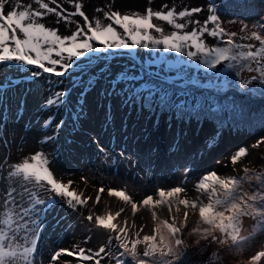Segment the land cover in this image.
Segmentation results:
<instances>
[{
    "label": "snow or ice",
    "instance_id": "1",
    "mask_svg": "<svg viewBox=\"0 0 264 264\" xmlns=\"http://www.w3.org/2000/svg\"><path fill=\"white\" fill-rule=\"evenodd\" d=\"M68 2L74 6V10L69 11L58 0H31L27 4L22 0H0V67L8 72H27L29 75L26 79L33 82L48 74L44 86L51 94L42 108L55 107L58 110L61 106L69 105L66 91H51L56 85L64 83L60 78L71 75L77 69L84 72L101 62L103 66L99 76H92L87 81L78 76L72 78L74 88L78 85L82 87L70 114L73 131L77 130L84 115V96L98 79H104L108 84L101 96L118 97L123 107L172 112L181 122L189 118L197 122L214 121L216 130L205 141L204 150L199 153L201 156L205 150L211 151L216 147L226 127L231 126L238 131L241 124L251 125L254 122L251 112H246L243 104L233 102L229 106H221L209 100L190 102L184 99L189 96L188 92L179 93L182 98L178 99L177 93L169 91L164 85L140 83L144 77L134 72L130 74L127 67L113 78L106 62L112 60L113 56L126 55L137 49L174 53L187 58L178 60L177 64L192 61L195 67L203 66L213 77L225 75L218 68L223 65L229 75L220 86L221 90L232 87L246 97L264 99V16L252 26L257 30L250 31L249 26L244 24L241 32L245 34L239 37L241 41L258 42L257 46L256 43L237 42L234 38L238 34L228 32L221 26L214 3L204 9L185 6L177 11L175 4H162L158 10L153 9V0H148L143 14H122L118 10L105 11L97 7L95 12H103V18H90L78 0ZM201 12H206L203 22L192 19L194 14ZM49 15L55 16L56 24L63 22L65 27L75 24V29L65 35L59 28L46 26L45 17ZM73 17H80L82 21L73 20ZM154 20L166 23L173 30L165 32L161 24L154 23ZM189 25H192L191 30H186ZM249 31L250 35L247 34ZM205 34L214 38L217 44L209 46ZM244 71L256 75L243 78ZM52 77L57 79L52 80ZM18 83V80L5 76L4 82L0 83V105L7 103V90ZM137 83L139 87H136ZM125 84L128 86H122ZM188 84L199 85V81L186 80L185 85ZM199 86L212 87L211 84ZM54 118V115L49 116L43 125L45 129L51 128L53 135L45 136L42 143L54 144L66 123L61 120L53 126ZM6 122V118L0 119V147L9 149L12 141L4 134ZM258 123L264 126V114H260ZM111 124L109 105L105 130ZM92 139L97 143L98 159L102 163H108L110 158V167H118L120 163H125L128 169L136 167V162L130 155H125L123 149L118 159L112 151L100 145L96 137ZM21 141L18 151L22 152L23 138ZM112 142L115 143V137ZM261 144H264V138L257 140L252 147ZM172 150H176V146ZM58 155L59 150L55 149L51 158L54 160ZM248 155L247 147H239L225 157L227 163L221 160L216 163H223L225 168L230 164L232 171H237L235 166ZM194 159L184 165L178 180L169 183L166 179L153 183L140 199L133 194H138L137 189L129 191L127 181L116 188L101 181L94 205L101 202V194L106 192L108 197H115L121 206L114 213L108 210L103 215L89 208L88 214L84 215L79 210L87 208L92 197L73 189L74 181L71 179L66 183L58 179L50 167L48 155L42 150L16 162H10V155L6 154L0 160V264H72L71 260H63V257L75 258L78 264L88 261L101 264L106 258L114 264H191V255L201 254V247L206 250L211 245L217 248L224 246L229 254H242L257 232L264 231V171L258 172L246 165L242 169L243 175L218 174L215 169L197 172L194 171ZM135 174L139 176L140 170L137 169ZM147 174L145 172V176ZM87 179L81 174L82 181L87 183ZM245 182H248L251 191L244 190ZM190 192L194 195L190 196ZM60 206L71 210L77 222L87 221L91 228L102 230L106 234V242L96 251L86 250L78 244L71 249H53L45 245L42 233L47 214ZM163 210L167 211L168 219L157 222L158 211ZM142 211L150 213L154 222L151 235L141 236L147 227L146 224H137L138 219L144 218L138 216ZM122 214V224L115 223ZM190 215L198 217L191 228ZM245 217L256 222L248 235L242 234ZM189 237L193 238L194 253L188 250ZM90 238H86L85 243ZM141 245L142 252L139 251ZM262 257L264 251L253 256L249 264H257ZM219 260L218 252L213 251L208 264H216Z\"/></svg>",
    "mask_w": 264,
    "mask_h": 264
},
{
    "label": "rangeland",
    "instance_id": "2",
    "mask_svg": "<svg viewBox=\"0 0 264 264\" xmlns=\"http://www.w3.org/2000/svg\"><path fill=\"white\" fill-rule=\"evenodd\" d=\"M78 0L84 7L86 15L90 18L99 16L103 18V12L97 13L95 9L97 7L103 8L105 11H120L122 14L132 12L144 13L148 6V0ZM24 4L30 3L31 0H22ZM62 3V6L67 8L69 11L74 10V6L68 2V0H58ZM221 2H233V0H221ZM162 4H168L169 6L175 4L177 11L183 7H201L202 9L209 6L207 0H153L151 7L153 9H159ZM35 7V5H33ZM55 7V5H50ZM253 6L252 0H238L236 3V10L231 11V18L233 20L227 23L228 29L231 32H236L237 39L239 40L240 35L245 33L241 32L244 24L249 26V30H257L252 26L260 20L261 16H264V0H257L256 6L253 9V15L247 14V9ZM225 16L224 18H227ZM55 16L49 15L45 17L46 26L59 28L60 32L67 35L75 29V24L65 27L64 23H55ZM73 20L82 21L80 17H73ZM192 19H199L203 22L206 19V12L194 14ZM108 23V21H104ZM159 23L164 28L165 32H170L173 29L170 28L166 23L153 21ZM183 22V21H180ZM192 25L186 30H191ZM122 31V30H121ZM250 31L247 33L250 35ZM264 34V33H262ZM206 43L210 46L214 38L207 37L205 34ZM246 43H256L255 41L244 40ZM170 57H179L174 53H164ZM83 59V58H82ZM178 60H187L186 57ZM175 62H168V65H176L178 67H195L194 62L188 61L186 64H177ZM197 68V67H195ZM71 71V70H70ZM146 71V69H144ZM9 75L13 78L21 81H27L26 77L29 73H19L16 71H6L3 76ZM256 75V73H249L244 71L242 73L243 78H250ZM83 78V75H81ZM52 80L57 78L52 77ZM64 80L63 84L56 85L51 91H66L68 93V108L74 107L77 101L75 93L79 94V87H73L69 81V75L60 78ZM215 81H218L216 78ZM28 82H25L26 87ZM44 79L39 78L35 83L41 89L44 88ZM34 84L31 85L33 88ZM79 86V85H78ZM106 89V88H104ZM103 89V90H104ZM100 92L97 91L96 85H94L85 94L84 100L89 105L87 112V118L84 116L79 121V127L77 130L71 132L72 121L67 119L70 117V110L65 106H61L58 110L53 107L52 109H44L42 105L46 103L42 97L49 96L50 91H43L41 96H30L27 94L18 103L17 98L15 102L8 108L6 104L0 105V119L6 118L5 136L12 141L9 149L0 147V160L4 159L5 155H10V162H16L21 158H30L31 154L38 151H43L48 155L51 163L50 167L54 171V174L58 179H62L63 182H68L69 179L74 181L72 188L78 193L83 192L84 196H91L92 199L89 201L87 208H81L79 211L84 215L88 214V209L92 208L96 214H105L106 211L110 210L113 213L121 206L115 197H108L106 192L101 194V202L94 205L96 192L103 184L116 188L122 186L123 182L127 181L129 184V191L133 188L138 190L137 193H133L136 199H140L143 194L147 191V188L153 183L168 180L169 183L179 179L180 173L183 170L185 164L193 162L194 159V171H206L209 169H215L218 174L228 175H243L242 169L244 166L254 168L256 171H264V144L259 147L253 148L252 145L257 140L264 138V129L258 131L255 134H237L233 136L224 135L219 138V142L216 147L211 151H205L204 155H199L203 150L201 142L207 140L215 132L210 130L206 120L197 122L198 125L193 124V118H189L187 129L180 120L177 121V125H173L174 120L172 112L158 111L156 114L157 122H153L155 117L154 112H150L145 109L141 111L142 117L132 119L131 108L123 107L118 97L107 98L101 96ZM189 91V90H188ZM12 94V89L7 90L6 95ZM17 95V93L13 94ZM94 98H97L99 104H93ZM193 97L188 98L190 101ZM10 102V96L7 100ZM111 105L112 124L105 130L104 124L106 115L103 111L108 109ZM222 106V104H219ZM22 109V111H21ZM7 110L8 113L7 114ZM19 113V115H18ZM54 115L53 126L59 122L65 121L66 123L61 127L59 135L56 138L55 143L41 142L45 136L53 135L51 128L45 129L43 127L45 121L49 116ZM164 116V119H163ZM158 119H160L158 121ZM167 125L174 126V130H178V126H181V130L185 131V136L182 138H176L170 136V130L167 126V133H164V127ZM87 123V126H86ZM126 125V127H125ZM201 130L200 133L192 135L194 130ZM241 133L244 130L240 131ZM189 133V134H188ZM93 137H96V141L100 145L108 148L112 151L114 156L119 159V153L121 149L124 150L125 155H130L136 162V167L126 168L125 163H120L117 166H109L111 159L109 158L108 163H102L99 157L97 143L93 141ZM115 137V143L112 142V138ZM21 138H23V151H18L21 145ZM71 141V143H69ZM178 145V146H177ZM173 146H176V150H172ZM205 146V143H204ZM239 147H247L249 155L242 158L235 166L237 171H232V167L229 164L228 168L224 167V164H217V160L225 161V157L230 154L231 151L236 150ZM58 149L59 155L56 159L51 158L52 152ZM251 161L249 164L248 162ZM151 169L150 172L148 169ZM137 169L146 171L148 174L138 181V176L135 174ZM81 174L87 177V183L81 180ZM255 184V182H252ZM244 190L251 191L248 182L243 185ZM190 196L194 193L190 192ZM138 216H143V219H138L137 224H146L147 227L141 236L144 234H152V228L154 222L151 220L150 213L142 211L138 213ZM197 216L190 215L189 217V228L194 226V222L197 220ZM168 219L166 210L158 211V221ZM123 214L118 218L115 223L122 224ZM255 221L250 217L243 218V235H248L255 225ZM91 229V230H89ZM44 244L51 246L53 249L67 248L71 249L73 245H79L81 248L91 249L96 251L99 247L106 242V234L102 230L91 228V225L87 221L81 220L77 222L74 219V214L71 210L67 209L66 206H60L55 208L53 211L47 214L46 227L42 233ZM91 237L87 243L86 238ZM188 250L189 253L195 252L193 238H188ZM203 245V242H202ZM139 251H143V246H139ZM201 254L191 255V264H208V261L213 253L217 251L220 260L216 264H249L251 258L261 251H264V231H258L252 240L251 244L248 245L242 254L237 255L235 253L229 254L224 246L211 245L206 250L201 247ZM63 260H71L72 264H78L75 258L63 257ZM94 264L92 261L85 262V264ZM101 264H114L107 258L101 261ZM257 264H264V257L257 262Z\"/></svg>",
    "mask_w": 264,
    "mask_h": 264
},
{
    "label": "trees",
    "instance_id": "3",
    "mask_svg": "<svg viewBox=\"0 0 264 264\" xmlns=\"http://www.w3.org/2000/svg\"><path fill=\"white\" fill-rule=\"evenodd\" d=\"M253 1L254 3H256L257 0H253ZM217 7H219L220 10L227 11V12L234 10V5H230L228 2L218 3ZM228 22L229 21H227L224 24L221 23V26L224 27L226 31L231 32L229 31L228 26H227ZM234 39H236L237 42L246 43L241 40H238L237 37H235ZM216 44L217 43H213L211 44V46H214ZM136 51L137 53H139V56H142L141 57L142 63H138L136 60H133L130 57H129L130 59H115V58H122V57L113 56L112 58L113 61L106 62L110 66L111 74L118 75L119 72L125 67L129 69L130 74L134 72L136 75L143 76L144 79L150 78L148 77V73H152V75L155 77H159V76L164 77V76L172 75L173 73H179L180 75L186 74L187 80L195 79L199 81V85L206 86L208 84H211L212 87L208 88V87H200L199 85H192V84L185 85L184 84V87H176L171 90L177 93L178 99L182 98L179 96V93L188 92L189 96L193 95V98L190 100V102L192 100H200L202 102L204 100H209V102L215 101L217 104H222V106H229L233 102H235L238 105L243 104L245 105V111L251 112L254 118V122L251 125H247V124L240 125L242 127V130L251 131V128L254 125L262 126L258 123V120H259L260 114H264V99H260L258 97L256 98L246 97L245 94L238 92L232 87H224V89H228V92L224 95H219V85H222L224 83L225 78L229 75V73L223 68V66L221 67L220 70L224 71L225 75L217 76V77H213L211 73L195 71V70L178 72L175 67H167L164 63V60L173 59L175 57H168L163 52H150L148 50H143V49H137ZM136 51H134V53H136ZM161 57H163L164 59L161 60ZM141 66H144L143 68L146 69L148 72L144 73L143 68H141ZM218 68H220V66H218ZM83 74L85 75V78H89L93 76V74L88 69H86ZM73 76H78V73L76 71L72 72L70 75L71 80ZM216 78H218V81H215ZM154 81L157 82L159 85L163 84L162 82H159L157 80H154ZM71 82L73 84V81ZM184 99L188 100V97ZM172 116H174L173 113H172ZM175 118H176L175 120H179L178 117H175ZM57 122H60V121L57 120ZM206 122L209 124L211 129H216V125L214 121L206 120ZM193 124H196L195 120H193ZM229 127H226V128H229Z\"/></svg>",
    "mask_w": 264,
    "mask_h": 264
},
{
    "label": "bare ground",
    "instance_id": "4",
    "mask_svg": "<svg viewBox=\"0 0 264 264\" xmlns=\"http://www.w3.org/2000/svg\"><path fill=\"white\" fill-rule=\"evenodd\" d=\"M145 172H146V171H141V172H140V175L138 176V181H139V180H142V179L145 177Z\"/></svg>",
    "mask_w": 264,
    "mask_h": 264
}]
</instances>
